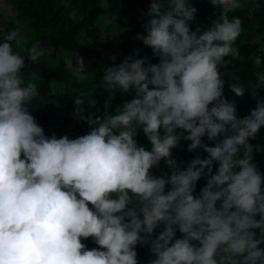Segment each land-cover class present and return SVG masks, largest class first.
Here are the masks:
<instances>
[{"label": "clouds", "instance_id": "clouds-1", "mask_svg": "<svg viewBox=\"0 0 264 264\" xmlns=\"http://www.w3.org/2000/svg\"><path fill=\"white\" fill-rule=\"evenodd\" d=\"M61 2L70 19H84ZM209 3L214 18L201 31L190 27L197 9L188 0H150L135 38L158 62L135 58L139 49L119 63L111 55L99 80L103 113L84 114L85 104L96 107L93 90L73 100V117L90 129L76 138L46 136L29 112L41 78L26 79L25 69L53 49L0 26V264H138L137 244L148 246L147 264H264V173L254 160L264 145L253 143L264 127V59L252 55L254 80H242L237 44L243 15L252 19L259 5ZM63 62L86 79L77 52ZM225 77L232 93L247 87L255 101L242 117L224 96ZM117 92L134 96L109 111ZM138 130L150 148L138 145ZM181 139L207 156L178 168L172 150ZM161 161L170 174L153 175ZM89 238L98 247L82 242Z\"/></svg>", "mask_w": 264, "mask_h": 264}, {"label": "trees", "instance_id": "trees-1", "mask_svg": "<svg viewBox=\"0 0 264 264\" xmlns=\"http://www.w3.org/2000/svg\"><path fill=\"white\" fill-rule=\"evenodd\" d=\"M9 3L10 9L13 11L14 18L21 23H26L31 29L33 36L28 40L29 45L35 40L40 42L41 47H51L59 49L60 54L55 63L41 58L39 64H29L25 69L26 79L29 78L28 73H36L40 78L36 82L40 86V95L29 104V112L34 116L38 125L44 129L46 136L55 133L56 136L65 132V128L61 123L53 117V107L58 106L62 110L72 111L74 109L73 100L75 96L81 92L93 90L91 95L96 100V107L89 108L84 105L85 115L89 113L93 115H101L103 113V102L108 98V94L99 84L102 76L103 68H97L96 61L104 52H114L121 57V61L126 56H131L135 50L139 49V53L135 58L148 57V60L157 63L158 58H153L151 49L135 37L138 33L143 34V23L147 19L144 12L150 4V0H107L109 7H100V0H71L72 8H76L83 15L82 20H72L69 18L71 8H65L61 0H0ZM190 6L197 9L195 19L191 22L190 27L195 29L199 27L201 31L210 27V21L214 18L215 9L209 3V0H188ZM259 8L252 14V19L244 14L242 19L244 23V33L237 41L240 46L241 53L245 56V64L238 73L241 79L254 80L251 77V56L260 54L264 59V0H256ZM116 14V20H112V16ZM235 14H240L234 13ZM1 16V14H0ZM103 17L107 20L105 24V36L101 37L99 33L100 21ZM0 26L7 30L14 29L16 26L7 23ZM261 37L260 44L255 41L256 37ZM77 52L85 61L86 79L77 82L72 74L65 70L63 56L65 53ZM110 59L105 60V65H111ZM237 66H239L237 64ZM117 92L115 98L111 101L113 111L121 102V98ZM62 94V95H61ZM264 94V90H262ZM127 99L134 96V92L125 94ZM224 96L235 104L237 115L244 116L248 110L255 106V101L251 97L248 88H245V94L242 97L236 96L227 86V77H225ZM87 125L86 121L78 120L72 130L78 133L84 130L80 127ZM182 131V130H181ZM186 135V133H183ZM138 145L150 148V142L144 136L143 132L138 130L135 137ZM205 143L213 146L212 142ZM264 145V127L261 128L257 141ZM190 141L180 140L177 147L172 150V157L176 160L177 167L183 169L188 161L199 155L201 158L207 156L202 149L193 152L187 151V144ZM254 160L259 170L264 173V152L254 156ZM217 165L214 164L213 172ZM153 175L159 176L161 173L170 174L169 167L164 161H161L158 168L152 169ZM206 183V179L202 177L196 185L194 195H198L200 189ZM159 229H157V232ZM180 234L177 232V237ZM91 249L98 247L89 238L82 241ZM264 248V245H261ZM138 264H147L152 258L148 246L137 244L136 246Z\"/></svg>", "mask_w": 264, "mask_h": 264}, {"label": "rangeland", "instance_id": "rangeland-1", "mask_svg": "<svg viewBox=\"0 0 264 264\" xmlns=\"http://www.w3.org/2000/svg\"><path fill=\"white\" fill-rule=\"evenodd\" d=\"M0 23L2 25L7 24V23H12L15 24L16 26L14 27V30H16L19 34H21L22 36L25 37V39L29 40L32 36V29L26 24V23H21L18 22L13 15V11L12 9H10V5L9 3L5 2V1H0ZM100 21V27H99V33L101 37H104L105 35V31H106V27L105 24L107 23V20L103 17L99 18ZM260 44V43H258ZM42 48H51V47H42ZM53 49V52L51 54V56H45L43 58H45L47 61L51 62V63H55L59 57L60 54V50L59 49ZM111 55H115L116 56V62L119 63L121 61V57L118 56L117 54H115L114 52H104L99 59L96 61V65L98 69H102L105 65V60L109 59V57ZM151 62V61H149ZM153 63V62H151ZM118 95L121 98V102L119 104L122 105L123 101L129 100L126 98V95L123 93H118ZM72 111H67V110H62L60 107L58 106H54L53 107V117L55 119H57L61 125L65 128V132H63L62 134L58 135L57 138H59L60 136L63 135H67L69 138H76L80 135H84L86 134L90 129L88 125H82L80 126L84 131L78 133L75 130H72L73 127L76 126L78 120L76 118L73 117L72 115Z\"/></svg>", "mask_w": 264, "mask_h": 264}]
</instances>
